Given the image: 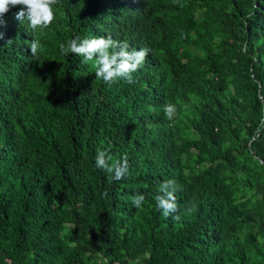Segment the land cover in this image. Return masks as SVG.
Wrapping results in <instances>:
<instances>
[{
  "label": "trees",
  "instance_id": "1",
  "mask_svg": "<svg viewBox=\"0 0 264 264\" xmlns=\"http://www.w3.org/2000/svg\"><path fill=\"white\" fill-rule=\"evenodd\" d=\"M111 1L60 0L42 31L15 20L20 6L3 17L0 264H264V0L126 7L149 54L133 83L109 85L59 45L106 36ZM97 151L127 154L124 178ZM168 179L165 217L154 198Z\"/></svg>",
  "mask_w": 264,
  "mask_h": 264
},
{
  "label": "clouds",
  "instance_id": "2",
  "mask_svg": "<svg viewBox=\"0 0 264 264\" xmlns=\"http://www.w3.org/2000/svg\"><path fill=\"white\" fill-rule=\"evenodd\" d=\"M139 1L112 0L101 10L103 15L98 13L99 29L107 28L106 36L85 38L83 40L77 36L59 45L61 53L65 56L74 53L82 56L86 61L95 59V76L102 79L106 84L111 85L120 78L127 80L128 83H133L132 73L145 62L149 54L148 48L144 47L137 50L138 47L134 46L137 42L134 37H139V30L131 28L130 21L135 19L136 15L130 14L125 9L134 6L135 14H142V5L139 4ZM58 3H60V0H0V39L4 38L5 33L2 26L3 17L6 13L17 9L16 6H20V11L17 9L14 17L16 21L31 27L33 30L39 28L42 31L54 20L53 6ZM143 18L141 22L144 21ZM118 33H125L130 37L118 35ZM0 46L2 48L6 47L3 40ZM27 49L30 50L31 56L38 58L41 49L40 41L37 39L31 40ZM163 111L166 118L172 120L176 112V106L166 103L163 106ZM95 166L112 174V178L118 181L124 178L128 172V157L125 154L121 159L113 160L105 151H97ZM177 188L178 186L172 179L159 184V194L154 199L156 207L162 210L165 217L177 212L175 197ZM131 199L133 206L140 208L145 201V196L137 194ZM188 211H191V209L189 208ZM173 218L178 220L179 216Z\"/></svg>",
  "mask_w": 264,
  "mask_h": 264
}]
</instances>
